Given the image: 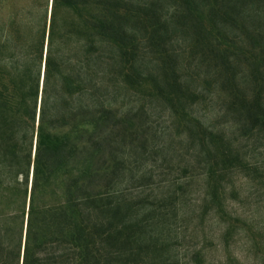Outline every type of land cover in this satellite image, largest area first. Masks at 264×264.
<instances>
[{
    "label": "trees",
    "instance_id": "16d2710c",
    "mask_svg": "<svg viewBox=\"0 0 264 264\" xmlns=\"http://www.w3.org/2000/svg\"><path fill=\"white\" fill-rule=\"evenodd\" d=\"M30 13L0 24V264H188L179 230L211 214L233 258L236 181L264 185V0ZM108 46L126 64L114 86Z\"/></svg>",
    "mask_w": 264,
    "mask_h": 264
},
{
    "label": "rangeland",
    "instance_id": "374dc122",
    "mask_svg": "<svg viewBox=\"0 0 264 264\" xmlns=\"http://www.w3.org/2000/svg\"><path fill=\"white\" fill-rule=\"evenodd\" d=\"M47 2H50L51 12L52 0H0V24L9 22L14 18H21L26 23L31 11L36 15H41ZM137 6L135 5V7ZM125 66L126 64L116 56V50L112 46H108V86L122 83L121 71L126 70ZM156 123L159 127L167 125L164 120H158ZM168 132L171 133L172 131ZM157 140L161 142L167 138L159 135ZM170 162L158 160L157 165L170 172L171 168L175 169L177 166V161ZM201 183H203L201 178L196 180L192 189L189 190V196L201 200L203 196L197 191V189L201 190ZM236 185L241 190L240 198L243 202H238L233 198L228 200L229 210L233 212L232 218H234L237 227L230 246V254L233 258L228 255L226 240L223 237L227 222L219 223L217 216L211 214L206 218L204 228L199 227L194 230L195 222H192L189 224V228L183 232L179 230L180 238L176 245V251L180 254L182 263L196 264L189 262L188 258L192 251L199 250L202 246L205 247V264H259L263 261L264 254L262 252L257 253L253 247V242L256 241L258 246L260 244L264 246V185L258 180L250 181V179L241 176L237 179ZM196 203L199 205L198 201ZM187 209L191 210L193 207L188 205L187 208L185 207V210ZM237 218H240L241 221H236Z\"/></svg>",
    "mask_w": 264,
    "mask_h": 264
},
{
    "label": "water",
    "instance_id": "95a60500",
    "mask_svg": "<svg viewBox=\"0 0 264 264\" xmlns=\"http://www.w3.org/2000/svg\"><path fill=\"white\" fill-rule=\"evenodd\" d=\"M46 48H47V45H46V47H45V53H46ZM43 69H44V67H43Z\"/></svg>",
    "mask_w": 264,
    "mask_h": 264
}]
</instances>
